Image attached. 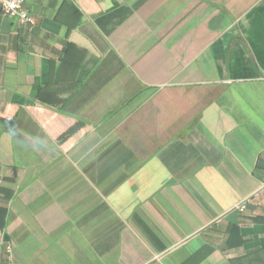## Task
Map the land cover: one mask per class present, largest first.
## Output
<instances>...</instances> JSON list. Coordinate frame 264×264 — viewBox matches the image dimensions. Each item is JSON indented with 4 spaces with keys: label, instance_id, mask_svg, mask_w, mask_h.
<instances>
[{
    "label": "crops",
    "instance_id": "obj_1",
    "mask_svg": "<svg viewBox=\"0 0 264 264\" xmlns=\"http://www.w3.org/2000/svg\"><path fill=\"white\" fill-rule=\"evenodd\" d=\"M26 7L0 6V264H264V0Z\"/></svg>",
    "mask_w": 264,
    "mask_h": 264
},
{
    "label": "built area",
    "instance_id": "obj_2",
    "mask_svg": "<svg viewBox=\"0 0 264 264\" xmlns=\"http://www.w3.org/2000/svg\"><path fill=\"white\" fill-rule=\"evenodd\" d=\"M29 0H0V6L2 12L6 18L11 20H16L22 25H34V20L30 15L29 10L27 9V3ZM240 210H243V207H239ZM4 243H0V248ZM11 246H7V250L11 252Z\"/></svg>",
    "mask_w": 264,
    "mask_h": 264
}]
</instances>
